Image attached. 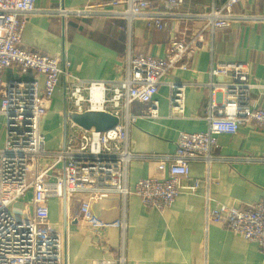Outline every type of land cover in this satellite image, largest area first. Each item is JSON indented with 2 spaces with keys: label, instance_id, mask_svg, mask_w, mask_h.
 Wrapping results in <instances>:
<instances>
[{
  "label": "crops",
  "instance_id": "crops-1",
  "mask_svg": "<svg viewBox=\"0 0 264 264\" xmlns=\"http://www.w3.org/2000/svg\"><path fill=\"white\" fill-rule=\"evenodd\" d=\"M110 1L35 0L37 11L25 19L21 45L43 54H63L68 71L81 79L113 81L125 76L128 55L164 57L172 38L188 39L202 30L205 20L193 15L226 0H187L178 10L179 18L166 17L161 30L143 18L127 20L115 15L125 9L124 0L108 6L103 15L62 17L57 12ZM154 8L160 10L157 4ZM232 14L236 18L229 26L202 32L203 48L192 56L186 70L176 68L164 76L155 94V116L150 104L129 108L136 119L128 128V148L138 156L127 166L130 193L90 200L91 220L74 222L70 221L77 215L75 199L66 213L62 200L49 199L48 220L64 237L68 264H264V252L256 243L206 221L207 206L219 203L240 208L264 200V131L243 124L236 134H219L213 159L190 161L191 179L181 181L179 194L163 210L145 208L134 191L139 179L166 178L165 169L157 170V156L175 152L179 132L207 130L208 117L214 114L209 108L208 83L215 88L218 105L225 99V86L246 84L250 105L264 107V21L248 19L264 16V0H238ZM10 76L22 77L9 68L1 73L3 80ZM169 81L185 85L181 113L171 109ZM65 105L60 84L40 122L48 150L58 148L64 139ZM3 145L0 116V148ZM192 179H199L195 191L187 188ZM19 207L15 204L13 210Z\"/></svg>",
  "mask_w": 264,
  "mask_h": 264
},
{
  "label": "built area",
  "instance_id": "built-area-1",
  "mask_svg": "<svg viewBox=\"0 0 264 264\" xmlns=\"http://www.w3.org/2000/svg\"><path fill=\"white\" fill-rule=\"evenodd\" d=\"M237 1L226 0L219 7L212 5L206 12L193 15L205 20L202 30L188 39L172 38L164 57L128 55L125 76L106 82L71 74L63 54L48 55L23 47L21 34L26 17L37 11L35 0H0V116L4 128V145L0 148V264H68L64 237L48 220L49 199L62 200L64 213L75 199L77 215L70 221L74 222L77 218L91 220L90 200L109 193H130L127 166L138 156L128 148V128L136 119L129 108L150 104L155 116V94L164 76L176 68H188L192 56L203 48V31L231 24L236 18L232 8ZM119 2L122 0L57 12L62 17L103 15L108 6ZM186 2L124 0L125 9L115 15L127 20L143 18L161 30L164 19L178 17L179 8ZM248 19L264 21V16ZM5 68L22 77L3 80ZM60 84L66 104V134L58 148L48 150L40 122ZM167 85L171 109L183 112L185 85L172 81ZM207 86L209 108L214 111L208 117L207 130L179 132L175 152L157 156V170L165 169L166 178H142L135 183V194L145 208L163 210L171 206L182 188L181 181L191 179L190 161H211L219 134H236L243 124L264 131V107L250 105L249 85L225 86V99L220 105L215 102L213 84ZM84 112L108 113L118 122L98 131L82 128L69 118L72 113ZM40 161L44 164L33 169ZM198 185L199 179H192L187 188L195 191ZM78 195L85 199H78ZM15 204L20 205L17 212L13 210ZM206 221L256 243L264 252V200L240 208L219 203L207 206Z\"/></svg>",
  "mask_w": 264,
  "mask_h": 264
},
{
  "label": "water",
  "instance_id": "water-1",
  "mask_svg": "<svg viewBox=\"0 0 264 264\" xmlns=\"http://www.w3.org/2000/svg\"><path fill=\"white\" fill-rule=\"evenodd\" d=\"M69 118L76 125L89 129L93 127L95 130L104 131L112 128L117 124L118 119L108 113L100 112H84V113H72ZM66 120L67 115L65 109L63 110V136L66 134Z\"/></svg>",
  "mask_w": 264,
  "mask_h": 264
}]
</instances>
